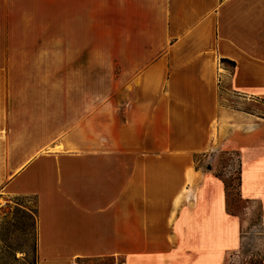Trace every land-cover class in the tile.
<instances>
[{"label": "crops", "instance_id": "1", "mask_svg": "<svg viewBox=\"0 0 264 264\" xmlns=\"http://www.w3.org/2000/svg\"><path fill=\"white\" fill-rule=\"evenodd\" d=\"M218 80L264 103V0H0V192L34 199L37 264H225L241 222L199 160L239 150L264 212V109Z\"/></svg>", "mask_w": 264, "mask_h": 264}, {"label": "rangeland", "instance_id": "2", "mask_svg": "<svg viewBox=\"0 0 264 264\" xmlns=\"http://www.w3.org/2000/svg\"><path fill=\"white\" fill-rule=\"evenodd\" d=\"M102 4L94 3L93 59L95 65L117 60L118 36L110 34L103 23ZM217 71V78L222 76ZM218 80V83L220 84ZM221 85V84H220ZM223 106L252 111L264 103L246 104L242 96L227 92L220 86ZM200 166H209L225 185L234 215L241 222L239 248L229 252L225 264H264V212L261 204L249 198L239 199V170L242 164L239 150L219 143L215 138L210 150L199 160ZM233 214V213H232ZM0 264H37L35 201L30 197L7 196L0 192Z\"/></svg>", "mask_w": 264, "mask_h": 264}, {"label": "trees", "instance_id": "3", "mask_svg": "<svg viewBox=\"0 0 264 264\" xmlns=\"http://www.w3.org/2000/svg\"><path fill=\"white\" fill-rule=\"evenodd\" d=\"M223 61H226V59H223ZM233 65L235 64L234 62L230 61ZM219 176V175H217ZM225 185L226 187L228 188V184L226 183L225 181ZM238 198L239 199H245V200H248L246 199L245 197L242 196V193H241V166H240V170H239V193H238ZM226 202H227V209L229 210V212L233 213L234 212L232 211L231 209V202L229 201V197H228V194H226ZM237 215V214H236Z\"/></svg>", "mask_w": 264, "mask_h": 264}, {"label": "built area", "instance_id": "4", "mask_svg": "<svg viewBox=\"0 0 264 264\" xmlns=\"http://www.w3.org/2000/svg\"><path fill=\"white\" fill-rule=\"evenodd\" d=\"M76 264V263H75Z\"/></svg>", "mask_w": 264, "mask_h": 264}]
</instances>
